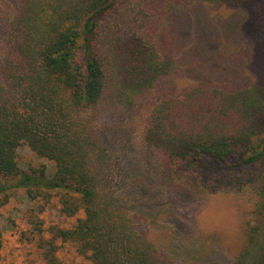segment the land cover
I'll use <instances>...</instances> for the list:
<instances>
[{
  "label": "trees",
  "instance_id": "1",
  "mask_svg": "<svg viewBox=\"0 0 264 264\" xmlns=\"http://www.w3.org/2000/svg\"><path fill=\"white\" fill-rule=\"evenodd\" d=\"M17 1L13 15L0 21V215L9 189L57 194L62 212L77 221L55 236L74 242L94 264H168L138 232L116 189L118 168L97 120L110 107L132 112L139 96L176 70L175 56L151 25L160 10L168 15L189 3L193 10L244 0H143L141 12L156 10L150 25L130 13L135 0ZM215 38L205 32L200 41ZM220 51L232 54L231 46L216 45ZM22 145L53 162V175L46 165L21 169ZM145 146L163 155L167 180L197 169L200 180L252 185L257 201L232 264H264V83H199L159 100ZM251 168L242 181L238 176ZM2 246L0 236V257ZM55 248L51 243L45 251V264H66Z\"/></svg>",
  "mask_w": 264,
  "mask_h": 264
},
{
  "label": "rangeland",
  "instance_id": "2",
  "mask_svg": "<svg viewBox=\"0 0 264 264\" xmlns=\"http://www.w3.org/2000/svg\"><path fill=\"white\" fill-rule=\"evenodd\" d=\"M142 1L135 0L130 13L137 17L138 24L143 19V25L147 20L150 25L156 10L153 17L151 9L141 12ZM17 2L0 0V21H5V13L13 15ZM193 4L168 15L167 9L160 10L151 24L159 29L175 56L174 73L139 96L132 112L110 107L99 115L97 124L118 168V193L138 232L156 246L167 263L232 264L244 246L249 213L257 201L252 185L200 180L201 171L197 169L178 172L174 181L167 180L162 171L163 155L150 154L145 141L150 111L165 97L181 96L199 83L225 88L264 83V0L218 2L191 10ZM205 32L218 38L207 45L200 41ZM194 45L200 46L198 51L190 52ZM216 45L226 51L231 46V56L215 52ZM252 48H256V56H252ZM18 158L25 171L46 165L47 176L54 173L53 162L27 145L18 149ZM255 170L246 169L238 177L244 181ZM6 192L9 200L0 215V264H45V251L51 243L66 264H94L77 251L74 242L55 236L56 229L71 228L77 221V217L62 212L57 194L31 197L21 188Z\"/></svg>",
  "mask_w": 264,
  "mask_h": 264
}]
</instances>
